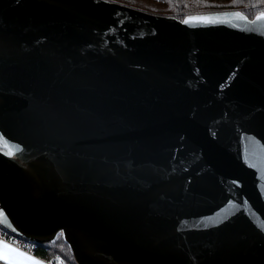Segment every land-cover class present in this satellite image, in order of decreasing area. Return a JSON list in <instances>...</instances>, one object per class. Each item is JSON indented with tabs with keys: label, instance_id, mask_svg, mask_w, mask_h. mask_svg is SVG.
Returning <instances> with one entry per match:
<instances>
[{
	"label": "water",
	"instance_id": "water-1",
	"mask_svg": "<svg viewBox=\"0 0 264 264\" xmlns=\"http://www.w3.org/2000/svg\"><path fill=\"white\" fill-rule=\"evenodd\" d=\"M260 15L0 0L1 226L76 264H264Z\"/></svg>",
	"mask_w": 264,
	"mask_h": 264
},
{
	"label": "trees",
	"instance_id": "trees-1",
	"mask_svg": "<svg viewBox=\"0 0 264 264\" xmlns=\"http://www.w3.org/2000/svg\"><path fill=\"white\" fill-rule=\"evenodd\" d=\"M111 1V0H110ZM113 1V0H112ZM132 8L184 19L192 14L242 11L249 19L264 13V0H120ZM32 254L52 264H76L68 245L58 236L53 243L38 245Z\"/></svg>",
	"mask_w": 264,
	"mask_h": 264
},
{
	"label": "snow or ice",
	"instance_id": "snow-or-ice-1",
	"mask_svg": "<svg viewBox=\"0 0 264 264\" xmlns=\"http://www.w3.org/2000/svg\"><path fill=\"white\" fill-rule=\"evenodd\" d=\"M240 19H245L246 17L242 16L240 13L235 14ZM258 20H264V13H262L260 16L257 17ZM193 21H198L202 23H213L215 22V18L213 17H193L186 19L184 23H191ZM3 137H0L2 139ZM8 155H12L11 152L8 153ZM2 215V213H0ZM0 253H3V258L6 260V264H19L18 261L14 259L9 258V254H12L13 256L17 257H23L25 261H30L31 264H41L40 261L32 260L31 257H25L23 253L18 252L15 248H11L8 244L4 243L3 241H0Z\"/></svg>",
	"mask_w": 264,
	"mask_h": 264
},
{
	"label": "built area",
	"instance_id": "built-area-1",
	"mask_svg": "<svg viewBox=\"0 0 264 264\" xmlns=\"http://www.w3.org/2000/svg\"><path fill=\"white\" fill-rule=\"evenodd\" d=\"M0 240L1 241H5V242H8L10 244H13L15 245L16 247L24 250V251H27L29 253H33L34 251L37 250L38 248V245L33 243V242H30V241H27L25 239H22L8 231H6L0 224Z\"/></svg>",
	"mask_w": 264,
	"mask_h": 264
},
{
	"label": "crops",
	"instance_id": "crops-1",
	"mask_svg": "<svg viewBox=\"0 0 264 264\" xmlns=\"http://www.w3.org/2000/svg\"><path fill=\"white\" fill-rule=\"evenodd\" d=\"M1 241V240H0ZM4 243L8 244L11 248H15L18 252H21L24 254L25 257H31L32 260H37V261H40L41 264H52L50 262H47L45 260H42L40 259L39 257H37L36 255L32 254V253H29L27 251H24L18 247H16L15 245L13 244H10L8 242H5L3 241ZM9 258L10 259H14L16 261L19 262V264H31L30 261H25L23 257H17V256H13L12 254H9ZM0 264H6V260L3 258V253H0Z\"/></svg>",
	"mask_w": 264,
	"mask_h": 264
},
{
	"label": "rangeland",
	"instance_id": "rangeland-1",
	"mask_svg": "<svg viewBox=\"0 0 264 264\" xmlns=\"http://www.w3.org/2000/svg\"><path fill=\"white\" fill-rule=\"evenodd\" d=\"M112 1V0H111ZM113 2H116V3H119V4H122L121 3V1L120 0H113ZM124 5V4H123ZM127 6V5H126ZM135 9H139V8H136L135 7ZM139 10H141V9H139ZM143 11V10H142ZM146 12V11H145ZM148 13H150V12H148ZM153 14H155V13H153ZM157 15H159V14H157ZM60 237H62L61 235H60Z\"/></svg>",
	"mask_w": 264,
	"mask_h": 264
}]
</instances>
